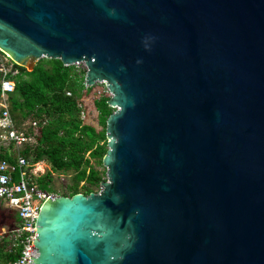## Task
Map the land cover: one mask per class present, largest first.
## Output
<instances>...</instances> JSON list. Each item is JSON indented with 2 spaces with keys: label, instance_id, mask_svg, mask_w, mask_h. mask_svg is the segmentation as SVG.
I'll use <instances>...</instances> for the list:
<instances>
[{
  "label": "water",
  "instance_id": "obj_1",
  "mask_svg": "<svg viewBox=\"0 0 264 264\" xmlns=\"http://www.w3.org/2000/svg\"><path fill=\"white\" fill-rule=\"evenodd\" d=\"M0 51L106 85V181L42 204L28 264H264V0H0Z\"/></svg>",
  "mask_w": 264,
  "mask_h": 264
},
{
  "label": "trees",
  "instance_id": "obj_2",
  "mask_svg": "<svg viewBox=\"0 0 264 264\" xmlns=\"http://www.w3.org/2000/svg\"><path fill=\"white\" fill-rule=\"evenodd\" d=\"M12 72L15 74H7L6 79L14 83V90L7 95L6 104L14 127L20 131L27 122L37 124L33 143L20 149L19 154L32 165L45 162L50 168L36 179L39 188L55 193L50 186L52 175H69L71 185L64 196L96 193L94 190L105 180V170L99 172L94 165L102 167L107 151L106 121L114 112L107 105L110 97L100 95L93 101L101 128L96 131L81 121L79 105L92 90L84 86V71L66 67L59 60L40 59L31 71L13 64ZM26 135H33L30 127ZM12 148V144L7 149L1 146L0 160L11 162L8 150ZM0 217V228L17 221L14 214L2 209ZM5 259L0 250V261L4 263Z\"/></svg>",
  "mask_w": 264,
  "mask_h": 264
},
{
  "label": "built area",
  "instance_id": "obj_3",
  "mask_svg": "<svg viewBox=\"0 0 264 264\" xmlns=\"http://www.w3.org/2000/svg\"><path fill=\"white\" fill-rule=\"evenodd\" d=\"M13 64L8 56L0 51V99H3L0 110V147L6 145L4 148H8L12 144V149L15 150L11 162L0 160V205L14 214L17 220L11 227L0 228V248L6 255L4 263L0 261V264H28L33 250L32 243L36 237L35 222L40 208L48 198L57 194L39 188L36 179L41 176L37 175L33 171V165L19 154L20 149L33 143L35 132L31 136L26 135L24 125L20 131L16 130L8 113L6 99L7 95L13 92L14 83L7 80L6 76L9 73L15 74L12 72ZM83 114L81 112V120L84 119ZM28 127L34 130L37 124L31 121Z\"/></svg>",
  "mask_w": 264,
  "mask_h": 264
},
{
  "label": "rangeland",
  "instance_id": "obj_4",
  "mask_svg": "<svg viewBox=\"0 0 264 264\" xmlns=\"http://www.w3.org/2000/svg\"><path fill=\"white\" fill-rule=\"evenodd\" d=\"M74 67L77 71L86 72V68H85L83 63L75 64ZM100 95L111 97L108 90L106 89L105 84L95 83L92 87L91 92L82 98L81 105H80L82 107V112L84 113L83 114L84 119L81 121L83 122V124H87L91 127H94L96 129V131H99L101 128L98 124L97 112L94 109L93 101L96 97H98ZM2 104H3V99H0V110H1ZM28 126H29V122L24 124L25 129ZM33 132H36V128L33 130ZM4 147H7V146L5 145ZM5 149H7V148H5ZM9 151L11 153H14L15 150L10 149ZM94 167L99 172H102L103 170H105V168L103 166L98 167V166L94 165ZM49 169L50 168H49L48 164L45 162H39V163L33 165V171L39 176L45 175L47 172H49ZM52 177L53 178H52V182L50 183V186L55 190V194H57L59 196H64L68 192V187L71 185L70 176L69 175L53 174ZM104 179H105L104 181H106V170H105ZM81 186L82 185H80V187ZM99 190H100V187L94 191L96 193H98ZM52 193H54V192H52ZM64 197H66V196H64ZM0 209L4 210V208L2 206ZM0 220H2V217H0Z\"/></svg>",
  "mask_w": 264,
  "mask_h": 264
},
{
  "label": "crops",
  "instance_id": "obj_5",
  "mask_svg": "<svg viewBox=\"0 0 264 264\" xmlns=\"http://www.w3.org/2000/svg\"><path fill=\"white\" fill-rule=\"evenodd\" d=\"M0 250L2 251V248H0Z\"/></svg>",
  "mask_w": 264,
  "mask_h": 264
}]
</instances>
